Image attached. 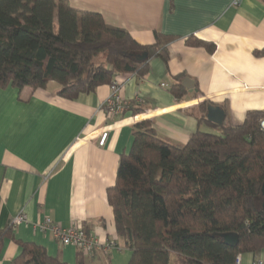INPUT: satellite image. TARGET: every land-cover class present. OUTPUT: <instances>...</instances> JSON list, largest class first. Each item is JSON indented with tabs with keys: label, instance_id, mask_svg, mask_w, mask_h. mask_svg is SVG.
I'll return each instance as SVG.
<instances>
[{
	"label": "crops",
	"instance_id": "0c3cea01",
	"mask_svg": "<svg viewBox=\"0 0 264 264\" xmlns=\"http://www.w3.org/2000/svg\"><path fill=\"white\" fill-rule=\"evenodd\" d=\"M69 1L126 28L142 44H152L157 32L175 39L168 44L167 63L152 57L144 77H124L121 95L144 107L141 114L108 115L103 105L110 84L74 100L58 94L57 82L40 89L0 88V228L20 211L28 219L14 227L15 239L4 240L0 264H16L22 253L16 240L76 264L78 248L38 227L47 217L65 227H85L104 246L113 244L85 255L87 264H128L132 251L117 233L107 191L116 183L120 155L132 146L133 125L142 120L136 117L149 115L144 119L153 121L160 137L185 144L198 129L220 132L218 125L199 122L201 103L206 109L220 106L229 124L264 109V0ZM189 38L214 50L190 45ZM177 76L186 89L181 99L170 91ZM254 256L264 258V250L241 253V264H251Z\"/></svg>",
	"mask_w": 264,
	"mask_h": 264
},
{
	"label": "trees",
	"instance_id": "16d2710c",
	"mask_svg": "<svg viewBox=\"0 0 264 264\" xmlns=\"http://www.w3.org/2000/svg\"><path fill=\"white\" fill-rule=\"evenodd\" d=\"M173 39L157 32L152 44H142L69 0H0V88L57 82L58 94L74 100L117 76L144 77L152 57L167 63ZM188 43L214 50L196 38ZM101 53L105 62L97 59ZM175 79L170 91L181 99L183 77ZM206 106H199L200 123H211ZM130 111L145 109L132 104ZM148 116L136 117L142 120L133 125L132 146L120 155L116 183L107 191L117 233L132 251L128 264H235L241 253L259 255L264 109L248 111L241 124L224 121L219 133L198 129L185 144L160 137ZM6 238L15 239L13 222L0 228V252ZM16 242L22 247L16 264H67L41 245ZM76 264H87L81 250Z\"/></svg>",
	"mask_w": 264,
	"mask_h": 264
},
{
	"label": "built area",
	"instance_id": "2783aa9c",
	"mask_svg": "<svg viewBox=\"0 0 264 264\" xmlns=\"http://www.w3.org/2000/svg\"><path fill=\"white\" fill-rule=\"evenodd\" d=\"M240 0H236L235 3L238 4ZM126 83V79L121 76L115 77L111 84V94L106 99L103 109L110 116H121L126 112L130 111L132 102L125 99L121 95L122 88ZM162 86H166L162 84ZM109 136L108 129L104 130L99 138V144L101 146L105 145ZM27 216L23 211L18 212L12 222L14 227L20 223L27 222ZM41 230L51 233V235L64 245H73L79 250H81L85 255L93 254L97 249L104 248L110 250L113 244L104 246L100 243L99 239L86 231L82 226H69L65 227L61 224L55 222L51 217H47L38 226ZM235 264H241V254L237 257ZM251 264H264V258L254 256Z\"/></svg>",
	"mask_w": 264,
	"mask_h": 264
},
{
	"label": "water",
	"instance_id": "95a60500",
	"mask_svg": "<svg viewBox=\"0 0 264 264\" xmlns=\"http://www.w3.org/2000/svg\"><path fill=\"white\" fill-rule=\"evenodd\" d=\"M187 88H189V87H187ZM225 117H226V112L220 106L210 104L207 107L206 118L209 122H211L215 125L221 126L225 121ZM262 127L264 128V121L262 122ZM261 193L263 196L262 206L264 207V183L262 185ZM233 238L237 241L238 237L235 235V236H233ZM235 244H236V242L233 245H235Z\"/></svg>",
	"mask_w": 264,
	"mask_h": 264
},
{
	"label": "rangeland",
	"instance_id": "374dc122",
	"mask_svg": "<svg viewBox=\"0 0 264 264\" xmlns=\"http://www.w3.org/2000/svg\"><path fill=\"white\" fill-rule=\"evenodd\" d=\"M99 61H103L105 62V54L104 53H101L98 58H97Z\"/></svg>",
	"mask_w": 264,
	"mask_h": 264
}]
</instances>
